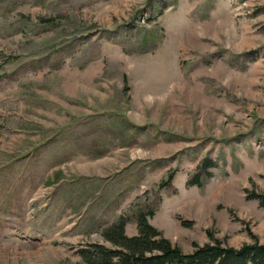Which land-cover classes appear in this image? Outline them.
<instances>
[{
    "label": "rangeland",
    "instance_id": "obj_1",
    "mask_svg": "<svg viewBox=\"0 0 264 264\" xmlns=\"http://www.w3.org/2000/svg\"><path fill=\"white\" fill-rule=\"evenodd\" d=\"M253 193L264 0H0V264H84L149 211L185 254L264 243Z\"/></svg>",
    "mask_w": 264,
    "mask_h": 264
},
{
    "label": "trees",
    "instance_id": "obj_2",
    "mask_svg": "<svg viewBox=\"0 0 264 264\" xmlns=\"http://www.w3.org/2000/svg\"><path fill=\"white\" fill-rule=\"evenodd\" d=\"M214 167L215 164L209 160L201 165L206 171ZM199 176L197 173L188 186L202 187ZM249 199L257 200L260 207L264 208L263 195L253 193ZM155 214L149 211L139 215L137 236L126 234L127 221L121 217L105 234V239L115 249L89 244L79 250V257L84 264H264V243L256 241L236 249L223 246L215 240L202 246L197 245L193 252L185 254L150 224L148 218Z\"/></svg>",
    "mask_w": 264,
    "mask_h": 264
},
{
    "label": "crops",
    "instance_id": "obj_3",
    "mask_svg": "<svg viewBox=\"0 0 264 264\" xmlns=\"http://www.w3.org/2000/svg\"><path fill=\"white\" fill-rule=\"evenodd\" d=\"M181 41H182V40H179L180 43H181ZM178 69H179V68H178ZM176 70H177V68H176Z\"/></svg>",
    "mask_w": 264,
    "mask_h": 264
}]
</instances>
